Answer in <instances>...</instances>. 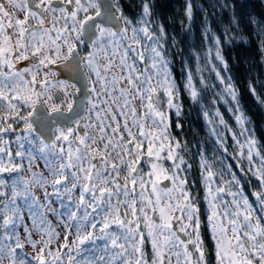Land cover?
I'll list each match as a JSON object with an SVG mask.
<instances>
[{"label":"snow or ice","instance_id":"1","mask_svg":"<svg viewBox=\"0 0 264 264\" xmlns=\"http://www.w3.org/2000/svg\"><path fill=\"white\" fill-rule=\"evenodd\" d=\"M6 3L0 264H264V147L249 135L231 77L213 64L224 85L217 100L238 127L218 109L204 115L226 129L211 130L218 148L228 153L230 134L235 167L258 181L252 200L232 163L219 160L213 171L203 153L202 195L192 191L187 142L172 132L173 116L182 129L179 87L150 0L135 20L121 0ZM228 27H239L235 13ZM213 40L212 60L227 69L220 36ZM186 88L193 101L202 98L190 74ZM249 90L264 104V94Z\"/></svg>","mask_w":264,"mask_h":264},{"label":"trees","instance_id":"2","mask_svg":"<svg viewBox=\"0 0 264 264\" xmlns=\"http://www.w3.org/2000/svg\"><path fill=\"white\" fill-rule=\"evenodd\" d=\"M159 2L154 5V15L163 24L165 47L178 83L184 67L194 72L192 58L188 55L196 53L202 60L208 45L219 35L221 53L228 64L227 69H221L222 75L231 77L248 124L264 147V104H260L249 90L255 86L257 93L264 94V0H188L186 3L192 6V16L187 20L183 14L185 0ZM233 13L239 19V27L229 29ZM193 78L197 83L198 78ZM202 82L199 89L205 92L212 90V86L218 87L217 80L209 71H205ZM179 94L183 104L179 120L182 129L175 127V116L172 117V128L182 143L187 142L185 155L190 156L203 149L210 158L219 156L218 147L204 130L197 103L190 100L184 90H179ZM224 115L226 119L230 118L225 111Z\"/></svg>","mask_w":264,"mask_h":264},{"label":"rangeland","instance_id":"3","mask_svg":"<svg viewBox=\"0 0 264 264\" xmlns=\"http://www.w3.org/2000/svg\"><path fill=\"white\" fill-rule=\"evenodd\" d=\"M186 1H188V0H185L184 7H183V14H184V18L187 20L189 17L187 16ZM207 35H209V33H207ZM205 41L207 42L208 39H205ZM215 51H216V48L214 46V40H213V42L208 45V48H207V50L204 53V54H206V56H204V57H208L207 61H205L203 58H202V60H199L200 57H198L196 53H193L192 52L191 55L189 54L188 55L189 58L190 59L192 58V61H193V64H192L191 67L194 66V72H190L189 71L190 69L188 67H184L183 70H185V71L181 72V75H180L182 77L180 84L178 83V81L176 80L175 76L173 75V69H172V66H171V59L169 57H168V59L170 60V67H171V70H172V75H173V77L176 80V83H177V85L179 87V90H184L185 93H186V95L188 96V98L190 100H192V99L190 98V95L187 92V88H186L187 81H188V76L190 74L192 77L198 78V83L199 84L196 83V81H195L194 78H193V80H194V83H196L197 91L201 93L202 98H200L198 100V102L197 101H195V102L197 103V105L199 107V110H200V114L202 116V124L204 126V130L207 132V134L209 135V137L214 141V145L216 147H218L217 142H216V137L212 134L211 130H212V128L217 127V130L219 132L225 133L226 132V129L223 127V125H218V121L216 123H209V120L210 119H213L214 117L205 116L204 113L205 112H209V113H213L214 114L216 112V110L218 109L219 112L223 115L225 121L229 124L230 127H232L233 129H235L238 126L235 123L234 117L228 111L229 104L224 103L223 98L217 100V96H222L224 85H222V84L219 83V81L215 77L214 71L211 70L213 64H215L216 68L219 69V70H221L223 68V66L220 64L219 61L212 60V55H214ZM186 59H188V57ZM205 71L211 72L214 75V78L217 80V84H218V87L217 88L215 86H212V90H209L208 92H205L204 90H200L199 89L200 86L201 87L203 86V82H199V81H201V78L204 79ZM179 102L181 104V111H182L183 104H182V100H180V98H179ZM203 102H206V105L203 104ZM220 105H222V108H220ZM240 108H241V105H240ZM241 110H242V108H241ZM224 111L230 117L229 119H226L225 118ZM245 117H246V115H245ZM246 119H247V117H246ZM247 127L250 130V125L249 124H247ZM172 132L176 136V132L174 131L173 128H172ZM249 135L253 139L256 140V138L252 134L251 130L249 131ZM228 137H231L230 134L228 135ZM227 141H228V139H227ZM257 145L259 146V143L258 142H257ZM229 151H228V153H229ZM232 151H233V146H232V150L230 152H232ZM196 153L197 154H196L195 163L197 162V170H198V173H199V183H200V186H201V171H202V169L200 167V159H201V154L203 153V151L200 150V149H198ZM220 153H221V155H222L223 158L211 159L210 157L206 156L207 159H208V161H209V163H214L215 164V168L213 169V171H219L221 169V164L218 163L217 161L222 160V159H225V157L227 159H230L231 160V156H229L228 153H224L222 150H221ZM185 158L189 161V163H191V161L187 157V155H185ZM227 159H225V160L227 161ZM231 163H234L233 164L234 167H233L232 171H234L236 173L237 178H238V171L236 170V167H235V161H232ZM192 177L193 176L192 175L190 176V173H189L188 174V180L191 179ZM239 177L242 178L243 176H239ZM252 178H254V177H252ZM224 179L225 180L230 179V177L227 175V173H225ZM244 190H245V193L249 194V199L252 200L253 197L251 196V192H253V191L257 190V189H252L250 186H247V187H244ZM193 192H195V191H193ZM37 194L39 195V193H37ZM201 195H202V187H201ZM225 198H228V197H225ZM201 205H202V210H204L203 203Z\"/></svg>","mask_w":264,"mask_h":264},{"label":"flooded vegetation","instance_id":"4","mask_svg":"<svg viewBox=\"0 0 264 264\" xmlns=\"http://www.w3.org/2000/svg\"><path fill=\"white\" fill-rule=\"evenodd\" d=\"M0 2L5 3L6 10L12 11V9L8 7V5L6 3V0H0ZM155 3H160V2H159V0H153V1L150 0L152 23H153L154 26L155 25H162L163 26L161 20L154 15V5H155ZM121 4L123 6L124 13L129 18H132L134 20L138 18V14L141 12L142 0H121ZM179 98H180V94H179ZM179 123H181V122L179 121ZM256 141L259 142V147H263L261 139H259L257 137ZM227 144L229 146L228 149L231 151L232 150V146H233V141H232L231 137H228ZM230 151H229L228 154L232 153ZM196 152L191 153L190 156L187 155V157L191 161V164L193 165V168H192V170L190 172V176L192 175L193 177L191 179H189L188 181H189L190 185H192L193 182H195L194 187L192 188V191L201 193V186H200V183H199V173H198V170H197V162L195 163L196 154H197ZM218 158H223V157H222V155L221 156H216L214 159H218ZM225 159H227V158L225 157ZM227 161H228V163H231L234 160L231 158V160L227 159ZM232 164H234V163H232ZM236 170L238 171V179L241 181V183L243 184L244 187L250 186L252 189H257L258 188V181L256 180V178L254 179V181H252L250 174H246L245 172H240L238 168H236ZM239 176H243V177L240 178ZM249 181H250V183H249ZM201 210H202V205H201ZM202 212H203V210H202ZM201 218H202V220L206 219L204 216H202ZM201 231H202V235L205 237L206 246L210 250L212 248V243H211L210 239L208 238V230H207L206 227H202Z\"/></svg>","mask_w":264,"mask_h":264}]
</instances>
